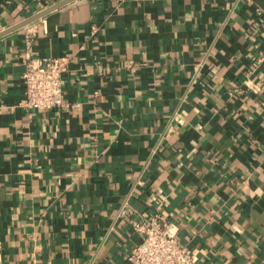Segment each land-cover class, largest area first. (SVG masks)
<instances>
[{
  "label": "crops",
  "instance_id": "obj_1",
  "mask_svg": "<svg viewBox=\"0 0 264 264\" xmlns=\"http://www.w3.org/2000/svg\"><path fill=\"white\" fill-rule=\"evenodd\" d=\"M57 1L0 0V31ZM263 54L264 0H73L1 36L0 263L134 264L161 213L198 264H264ZM28 55L69 57L66 105H21Z\"/></svg>",
  "mask_w": 264,
  "mask_h": 264
},
{
  "label": "built area",
  "instance_id": "obj_2",
  "mask_svg": "<svg viewBox=\"0 0 264 264\" xmlns=\"http://www.w3.org/2000/svg\"><path fill=\"white\" fill-rule=\"evenodd\" d=\"M264 61V54L261 56ZM66 55L27 56L25 59L24 96L21 105L34 109H56L66 105L64 73L68 69ZM130 210L127 202L124 212ZM168 218L161 213H142L133 221V228L141 235L130 254L134 264H198L194 252L184 245L170 229ZM3 245L0 241V262ZM2 264V263H0Z\"/></svg>",
  "mask_w": 264,
  "mask_h": 264
},
{
  "label": "water",
  "instance_id": "obj_3",
  "mask_svg": "<svg viewBox=\"0 0 264 264\" xmlns=\"http://www.w3.org/2000/svg\"><path fill=\"white\" fill-rule=\"evenodd\" d=\"M71 1H73V0H58L54 4L44 8L42 10H40L39 12H37V13L31 15V16H29L28 18L22 20L21 22L15 24L13 26H10L9 28H6L4 30H1L0 31V37L5 35V34H8V33L12 32V31H14V30H17V29H19V28H21V27H23V26H25L27 24H30V23L38 20L39 18H42V17L46 16L47 14L55 11L56 9L64 6L65 4H67V3L71 2Z\"/></svg>",
  "mask_w": 264,
  "mask_h": 264
}]
</instances>
